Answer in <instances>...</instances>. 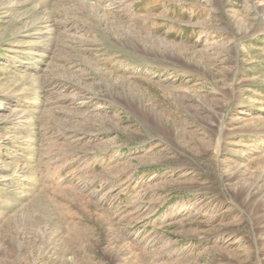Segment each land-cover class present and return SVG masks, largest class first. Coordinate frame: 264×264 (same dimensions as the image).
Here are the masks:
<instances>
[{
    "label": "rangeland",
    "instance_id": "374dc122",
    "mask_svg": "<svg viewBox=\"0 0 264 264\" xmlns=\"http://www.w3.org/2000/svg\"><path fill=\"white\" fill-rule=\"evenodd\" d=\"M0 264H264V0H0Z\"/></svg>",
    "mask_w": 264,
    "mask_h": 264
}]
</instances>
